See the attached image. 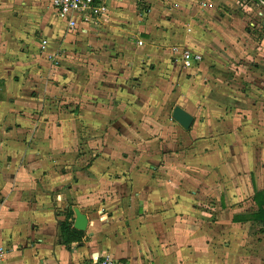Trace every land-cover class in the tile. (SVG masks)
<instances>
[{"label": "crops", "instance_id": "crops-1", "mask_svg": "<svg viewBox=\"0 0 264 264\" xmlns=\"http://www.w3.org/2000/svg\"><path fill=\"white\" fill-rule=\"evenodd\" d=\"M169 1L143 0L147 16L133 30L114 26L123 21L118 10L110 11L108 21L98 17L112 30L100 32L132 38L129 50L142 63L136 70L130 62L138 71L134 78H145L155 52L168 65L173 44L202 55L191 67L182 62L184 72L176 65L177 90L165 92L174 107L192 113L193 123L187 129L173 118L171 126H155L162 131L154 137L153 119L146 114L153 93L145 79L136 84L102 79L94 94L70 67L45 71L36 62L43 39L53 52L77 32L79 38L91 37L94 15L70 28L49 0H0V244L8 249L9 264H97L106 256L130 264H249L259 258L264 231L243 218L257 210L253 196L264 189V35L250 46L252 27L264 28V4L251 0L248 25L243 11L208 13L199 24L202 10L192 0H177L183 9L166 8L164 14ZM114 2L137 5L136 0L107 4ZM255 48L254 61L236 62L235 55L242 58ZM105 86L111 87L108 93ZM246 86L259 94L252 99ZM155 88L162 95V81ZM135 90L143 93L139 99L128 93ZM131 117L144 126L141 131L129 126ZM169 128L185 142L169 136ZM88 134L95 136L96 148L108 144L109 153L74 163L73 149L92 140ZM144 135L161 149L148 158L153 173L133 169L136 136ZM173 144L175 154L167 157ZM116 149L123 150V159ZM76 206L88 224L80 240L67 242L60 225L67 219L74 226Z\"/></svg>", "mask_w": 264, "mask_h": 264}, {"label": "rangeland", "instance_id": "rangeland-1", "mask_svg": "<svg viewBox=\"0 0 264 264\" xmlns=\"http://www.w3.org/2000/svg\"><path fill=\"white\" fill-rule=\"evenodd\" d=\"M190 2V0H188ZM50 2V0H49ZM137 5H117L115 2L113 6L106 7L104 10L100 11L99 13H95L94 18L91 20L94 21V24L92 25L91 29V37H80L79 38V32H77L76 35L69 37V44L65 45V47L56 46L57 48L53 52H49L47 48L43 49L41 48L40 51H37L36 59L37 63L40 64L42 67H48V69L51 71V68L54 67H70L71 69L75 70V73L82 74V77L85 78V80H88V86L92 93H96L95 89L97 88V82L103 83H111L112 81H116L115 83H121L123 84L125 81L130 80L131 84H136L137 80H143L145 79L147 83V88H150V91L152 90L153 97L150 106V110H143L138 106H135L138 112H144L146 111V114L150 116L153 119V133L152 135L154 137H160V132L162 131L160 128H157L155 126H171V121L174 117H172V110L173 105L175 104L174 100H169V98L165 97V92L170 91L171 95L177 90V87H175L176 84V78L174 74L175 66L177 65V71L179 72V66L180 71H185L183 68H185L182 65V61H180V53L185 48L183 45L179 44H173L169 47V58H168V65H164L165 61L162 58V55L158 52H155V57L147 63L145 71L147 72L145 78L143 76H138L137 78H134V73H138V71L133 72V64H135L136 70H139L140 67H142V63H140L139 56L140 54H136L135 57L133 53L130 52L129 49L130 45L128 43V39H132L131 37L120 35L118 33L114 32H108V33H102L99 30H103L105 32L112 31L111 28H109L108 23L102 24L98 17H104L106 21L110 19V11L118 10L120 13L121 18L123 21L119 23H115L114 26H117L118 29L122 28L125 30H133V28L137 26H142V22H139L140 18H145L147 15V9L148 7L144 4L143 0H136ZM169 3V4H168ZM167 4L170 5L165 6L163 9V12L167 11L166 8L172 7L175 10H182V6L179 1L174 0L169 1ZM193 5H197L202 12L200 13L199 19L201 21L199 24L207 18L208 13H215L218 12L219 16L224 15H234L239 16L240 11H243L246 13H251V9L254 7L251 2V0H192ZM255 5V4H254ZM229 9H234V11H237L238 13H234V11H229ZM177 11V12H178ZM170 12V16L175 18V22L177 23L180 18L177 17L173 11ZM167 15V14H166ZM252 15V14H251ZM179 16V14H178ZM247 16V14H246ZM167 17V16H166ZM254 18V16L252 15ZM112 18L115 19V15H112ZM231 18V16L229 17ZM228 18V19H229ZM251 18V17H250ZM250 18L247 16L245 19V23L248 25ZM252 18V19H253ZM132 19H135L134 21ZM245 24V25H246ZM178 24H176V27ZM142 28L140 29V31ZM73 34L74 31H71ZM250 33L253 35L250 43V46L257 45V42H261L262 36L264 35V28L259 27V25H255L252 27V30ZM260 44V43H258ZM136 50V49H133ZM250 51L245 50L242 56H237L236 62L240 60H248V61H254L255 55L257 54L256 51H258L256 48L253 52L251 49H248ZM252 51V52H251ZM235 58V57H234ZM130 62H133L131 64ZM252 63V62H251ZM155 65L154 67H152ZM151 70H149L150 68ZM47 71V69L45 70ZM132 71V72H131ZM264 74V73H263ZM143 75V73H142ZM75 77V75H73ZM78 79H80V75L76 76ZM103 79V81H102ZM110 81V82H109ZM162 81V95H155L156 88L158 87L160 82ZM245 86L242 85L238 88V90H244ZM246 89L248 90L249 96H251L252 93V99L254 98V95H258L259 92L256 90L253 86H246ZM111 90V87L105 86L104 87V93H108ZM132 93L136 96L135 99H139L143 93L138 92V90H135V92H128ZM262 99H264V92L262 93ZM163 99H161V97ZM62 97V95L60 96ZM261 97V94H260ZM132 98V97H131ZM164 101V102H161ZM136 117L140 116V113L137 114L136 111L133 110L132 112ZM202 115V114H201ZM175 119V118H174ZM133 120H137L134 117H131L130 120L127 122L129 126L132 127V130L136 129L138 131H141L144 127L143 125H140L139 122H135ZM138 121V120H137ZM126 123V127H127ZM264 123V119H263ZM101 134H99L100 136ZM105 136V135H104ZM104 136L100 137V141H105ZM169 136H172L173 139L179 142L177 139H182L179 136H177V133L172 128H169ZM138 137L139 143L136 144V148L134 150L137 153L138 157H135L137 162L133 164V169L135 173H153L152 166H148V158H156L160 155V148L157 149V146L155 147L151 141H147L144 139L149 138V136H136ZM86 138V137H85ZM87 138H91L92 140L87 141V143H82L81 146H78L75 150L73 149V155L71 161L74 163H81L84 162L85 159H88L87 161H90L91 158H96L98 153L100 151V156L102 152L109 153V150H106L108 148V144L102 146V148H96L95 143V136H91V134H88ZM99 141V140H98ZM174 141L173 143H175ZM185 142V140L183 141ZM99 143V142H98ZM174 145V144H173ZM185 148V147H183ZM183 148L179 146V154L181 156H184L183 154ZM141 149V150H140ZM176 146L174 145L173 148H170L166 154L167 157L173 156L175 154ZM115 153L123 159V156L121 155L123 153V150L116 149ZM129 154V152H127ZM133 154V153H132ZM83 155V156H81ZM98 155V156H99ZM134 155V154H133ZM141 163V164H139ZM128 166L127 168H129ZM124 168V166H123ZM125 168V169H127ZM157 169V167H156ZM122 172V171H121ZM140 185H142V182H139ZM143 189V188H142ZM114 200H117V198H114ZM248 199L244 198L243 201H247ZM242 201V202H243ZM247 208H251L249 203H246ZM260 240H263L259 245L261 250V254L259 255V258L253 259L252 262H249V264H264V236L262 238H259ZM142 264H150L149 262H143Z\"/></svg>", "mask_w": 264, "mask_h": 264}, {"label": "built area", "instance_id": "built-area-1", "mask_svg": "<svg viewBox=\"0 0 264 264\" xmlns=\"http://www.w3.org/2000/svg\"><path fill=\"white\" fill-rule=\"evenodd\" d=\"M52 6L57 14L61 17L67 18L68 26L74 28L79 22H85L91 19L95 13H99L108 7V0H50ZM142 43V41H139ZM48 43L47 39H43L41 47L46 48ZM181 59L183 65L191 67L195 62L202 59V55L191 49H184L182 51ZM0 264H9L8 262V249L0 244ZM97 264H130L125 260L115 259L109 256L101 258Z\"/></svg>", "mask_w": 264, "mask_h": 264}, {"label": "trees", "instance_id": "trees-1", "mask_svg": "<svg viewBox=\"0 0 264 264\" xmlns=\"http://www.w3.org/2000/svg\"><path fill=\"white\" fill-rule=\"evenodd\" d=\"M264 4V0H258ZM253 200L257 204V210L248 213L245 218L246 220H253L260 226V231H264V189L256 190L253 196ZM72 209V208H70ZM73 213V210H71ZM236 219V217H234ZM61 234L65 237V241L80 240L84 234L83 231L75 228L72 221L67 219L60 225Z\"/></svg>", "mask_w": 264, "mask_h": 264}, {"label": "water", "instance_id": "water-1", "mask_svg": "<svg viewBox=\"0 0 264 264\" xmlns=\"http://www.w3.org/2000/svg\"><path fill=\"white\" fill-rule=\"evenodd\" d=\"M173 117L185 128H189L193 123L194 116L192 113L187 111L181 105H176L173 109ZM76 218L74 222V227L79 230H85L88 224L87 215L81 212L79 207H74Z\"/></svg>", "mask_w": 264, "mask_h": 264}]
</instances>
